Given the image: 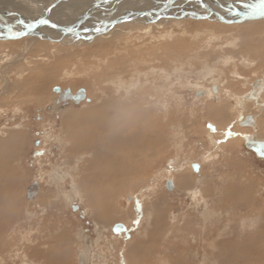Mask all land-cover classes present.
Returning <instances> with one entry per match:
<instances>
[{"label":"rangeland","instance_id":"374dc122","mask_svg":"<svg viewBox=\"0 0 264 264\" xmlns=\"http://www.w3.org/2000/svg\"><path fill=\"white\" fill-rule=\"evenodd\" d=\"M0 1L3 9L8 7L4 1L34 13L24 0ZM173 17L114 27L80 44L35 38L25 50L27 37L0 38V264H264V158L241 140L218 149L220 134L213 136L207 120L197 127L172 126L176 118L168 122V108L175 105L168 95V66L214 61L210 84L197 89L204 92L199 97L208 95L218 103L226 91L232 98L229 91L237 92L228 86L229 67L238 59L253 64L264 58V23ZM234 75L245 82L240 72ZM56 85L73 92L84 87L89 100L53 107ZM194 96L187 93L189 108ZM138 99L135 116L130 112L129 118L134 116L142 132L159 136L158 148L140 159L138 175L130 174L133 168H120L117 184L103 186L107 195L97 204L108 213L100 218L82 199L91 192L101 197L102 187L90 181L96 171L86 163L94 168L98 156L74 152L75 135L87 128L95 137L97 128L81 120L66 122L102 103L123 109ZM200 105L206 112L214 108L211 101ZM215 107L225 109L223 103ZM127 121L126 134L134 131ZM245 133L250 141L251 134ZM137 152L134 146L117 152L103 146L99 156L114 155L134 167ZM193 162L200 163V175ZM169 179L172 189L166 185ZM35 181L40 189L29 200L27 188Z\"/></svg>","mask_w":264,"mask_h":264},{"label":"bare ground","instance_id":"6f19581e","mask_svg":"<svg viewBox=\"0 0 264 264\" xmlns=\"http://www.w3.org/2000/svg\"><path fill=\"white\" fill-rule=\"evenodd\" d=\"M10 1H12V0H10ZM21 1H23V0H21ZM24 1L29 2L28 4L30 6H28V8H31L34 13H29L28 11H27L28 12L27 13L25 11H20L18 9L15 10L11 6L12 3L10 4L9 2H7V3L4 1L2 2L6 7L8 6L7 9H3V7L0 5V38H4L7 41L11 38H19V37L20 38H22V37L26 38L27 37L28 39H27L26 44H25L26 45L25 50H27V48L30 45V44L28 45V43L35 38H38V39L39 38L40 39H42V38H45V39L56 38L58 40L61 39L60 41L64 42V43L69 42V43L73 44V42H74V43L80 44V42L82 43V40H84V37L85 38L86 37L87 38H90V37H98L99 38L101 36H105V35L110 34L111 31H113L117 27L119 28L121 26H126V25L131 26L132 24L137 25L138 23L143 24L146 21L150 23V22H152V20L154 22V18H156V17L169 18L172 15L177 16V17H173L174 19H182L186 16H193L196 18L228 20L229 22H235L236 24L239 22L247 23V22H252L253 20H257V21H254L257 23H255V25H253V26H256V25L259 26V25H262V23H264V16H261L259 14H254L255 16H250V14H248V9H246L244 7L245 4H258L259 0H154V1L153 0H106V1H104V0H27V1L24 0ZM110 1H112L110 5L103 7L105 4L109 3ZM0 3H1V1H0ZM49 8H52L53 10L48 11ZM22 10H24V8ZM237 13H240V15H237ZM87 17H89L90 20L86 21ZM123 17H125L126 20L120 22V18H123ZM40 18H48V19H50V21L52 23H55L58 26L56 28H53L51 26V24H49V25H36L31 30L25 28L24 24L34 23L37 19H40ZM80 18L85 19V20L80 21L79 20ZM116 18H119V20ZM98 19H100V20H98ZM21 20L24 21V24L20 23ZM116 21H118V22H116ZM258 21H259V23H258ZM67 25L70 27H68ZM69 28H74L75 30L70 32V31H68ZM97 28L100 29L99 32L96 30ZM121 29L122 28H119L118 30H121ZM15 31H22V32L27 31L28 34L26 36H23V35L22 36H13L12 33ZM100 31H102V33H100ZM5 35H8V36H5ZM78 37H79V39H78ZM72 40H74V41H72ZM18 43H20V42H18ZM7 48H9V47H7ZM119 59H120V57H119ZM112 61H114V60H112ZM112 65H114V64H112ZM114 66H112V67H114ZM246 78H245V81L247 80L246 83L248 86L254 84L255 79L247 77V76H246ZM263 78H264V76H263ZM259 79H260V77H259ZM260 83L261 84L259 85V87H260L259 90L264 91L263 80ZM61 89L64 90L65 88L61 87ZM196 93L200 94V95L204 94V92H202V91H196ZM213 93H215V92H213ZM246 94H249V92L244 93V94H238V93H234L232 91H229V96L236 100V104H237V107L239 109L238 117H241L242 115H244V117L247 116V118L250 119V122L252 123V122H254L253 120H255V116H254V114L247 113V108H246V104H245V95ZM54 96H53V88H52V100L54 99ZM257 97H258V94H256L255 98H257ZM261 97H262V100L261 101L258 100L259 101L258 104H260V103H262V101H264V95L263 96L261 95ZM87 98L85 100H89ZM57 100H59V99H57ZM254 100H256V99H254ZM71 102L74 103V100L70 99V103ZM80 103H78V104H80ZM74 104H76V103H74ZM78 104H76V105H78ZM139 104H140V101L138 99V101L136 100L134 102L133 106L130 107V106L124 105L126 107H124L122 109L115 104H106L105 105L102 103V104H100V106L98 105V106H93V107H90L88 109H85V111H83L82 113H80L78 115V117H80L79 119L75 118L76 114L68 116L69 118L67 119L66 124H70L71 120L75 124H78L79 121L81 120L83 122L88 123L89 125L92 123L93 126H95L97 128V131H98L97 135H96L97 131L95 132V135H96L95 137H93L92 133L88 134L87 128L84 129L85 131L80 132L77 135H75V140L77 141V144H76L77 146H76V148H74V152H78L79 155L80 154L85 155L86 153L88 154L91 152V153L98 156L97 160L95 159V161H97V164L94 165V168H93V163L91 164L90 161L87 160L88 157H86V159H84V161L87 160L86 163H88L89 166H92V169H95V171H96L95 174L93 176H91L90 181L93 182V184L100 185V187H102V189L99 190V195L101 194V197H98V195H97L98 198H96L94 196V194H92V192H91V195L85 194V193L82 194V199L85 198L87 200V204L92 208L94 207L93 209L96 210V211L94 210L95 213H97V215L100 216V218L105 219V217L107 216L106 213H108V211L99 210L98 204H97L99 199H102V195H107L106 194L107 190H106V188L103 189V186H105V184H107V183L109 185L117 184L116 181H118V178L121 175H123L121 173L120 168H122V169L125 168V169H127V171L128 170L130 171V169L133 168V170L130 171V172H132L130 174L134 173L135 175H138L140 173V169H141V167L139 166V163H138L140 161V159L142 157L144 158L146 156L149 157L150 154H152L158 148V142L160 140L159 136L152 134L151 131H150L151 132L150 134L142 132L141 129L137 128V127H139V126H137L139 123L135 122V120L133 121V118L135 116V113H133V110ZM67 105L68 104H66V106ZM64 107H61V108H64ZM130 112H132L134 114V116L132 118H129ZM127 118L131 119L130 124H133V126H134V131H132L128 134H126V132H125L126 131L125 130L126 124H129V123H127L128 122ZM122 121L124 122L123 126H121ZM255 121H257V120H255ZM66 124L64 126H66ZM80 124H83V123H80ZM120 129H122L121 132H120ZM132 136H134L133 139L136 138L138 140V139L142 138V140L140 142L136 141L135 143L134 142L132 143L131 142L133 140V139L131 140ZM160 137H161V135H160ZM251 137H253V139H251V140H253L252 144H254L255 146H256V141H259L260 139L264 140V137H262L259 132L257 134L251 133ZM83 138L88 139L89 142H87V144H83L82 140H81ZM97 140H100V141L98 142ZM71 145H73V143ZM103 146L106 148H109L110 150H113L115 152H117V150L119 148H123L124 150H126L129 147L131 148V146L136 147L139 150V152H137L136 155H133V158L135 157L134 159H136V157L138 156V158L135 162V165L133 164V161H132V164L134 165V167H129L130 163H128L127 161L126 162L128 164L127 163L126 164L121 163V161L119 160L120 158H118L117 156H114V155H112L110 157L109 155H103L102 154L103 158L100 157L99 153L101 154ZM255 146H252V150L254 152H255V150H254ZM140 150L143 151V155H141ZM69 151H71V150L69 149ZM2 152L3 151H1V153ZM105 152H107V151L105 150ZM104 154H107V153H104ZM256 155H257V153H256ZM262 158H264V157H262ZM80 160H82V157ZM97 167L99 170L97 169ZM108 167H110V168L106 169ZM78 169H79V167H78ZM74 170H76V168ZM70 173H72V172H70ZM134 176H132L133 179H134ZM84 188L88 191L87 187H84ZM89 189L92 190V188H89ZM78 190H79V188H78ZM37 193L34 195V197H32L30 199L28 197L27 198L29 200H33L36 197ZM56 250H58V249H55L54 251H52V253L50 255L51 257L53 255L58 254L57 252H55Z\"/></svg>","mask_w":264,"mask_h":264},{"label":"crops","instance_id":"0c3cea01","mask_svg":"<svg viewBox=\"0 0 264 264\" xmlns=\"http://www.w3.org/2000/svg\"><path fill=\"white\" fill-rule=\"evenodd\" d=\"M250 58L253 59L256 58V56L252 55ZM256 60L257 61L253 64H247V61H242L241 59L234 61V65H230L229 67L230 81L228 86H230L232 90L237 93L244 94L246 92H249V95H245L246 108L248 112L254 114L255 120H257L258 122L253 120L254 122L251 123L250 119H248L247 116L244 117V115L238 117L239 110L237 108L236 101L233 98H227L226 91L220 94V96L218 97L219 100L217 101L218 103L212 101L214 100L213 97L210 98L208 95L199 97L200 94L195 93L197 89L208 86L210 84L209 82L212 78L211 70L213 68V65L215 64L214 61L205 62L199 59L185 60L184 62L169 61L170 64H172L171 62H173L175 68H171L170 66H168V95L174 96L175 105L170 109L168 108V122H172L173 119L176 118L175 124H172V126L176 125L183 127L191 125L193 127H197L202 125L201 122L203 120H207V126H213L209 127L213 136L217 131L218 132L216 134H220L219 137L221 144L216 146L218 149H221V145H232L235 144L238 140H241L244 141L246 146H248L252 150L253 140L251 139H253V137H250V141L248 138H243V136L247 134L245 132H248L249 134H257L259 132L264 136V104H258L259 101L262 100L261 95H264V91L258 93V97L255 98L257 91L260 89L259 85L261 84L260 82H262V78L264 75V71L261 72V70H263L264 68V58H260V61H258V59ZM226 70L227 67L225 66V71ZM234 70L240 72L243 76H251L253 79H255L254 84L248 86L246 83L247 80L244 83L242 78H239L236 75L233 76ZM255 70L257 72L256 74L254 73ZM223 74L225 75V72ZM184 87H187V90L181 91L180 88ZM189 92H192L195 95L194 97L196 98V101L194 102V106L192 108H189L191 106L186 105L188 99L187 93ZM253 95L255 97H253ZM210 101L214 105V108H210L209 111L206 112V110L202 108L200 104L202 102L208 103ZM221 103L225 105V109H223L222 111H217L215 106ZM187 110H190L189 114ZM229 128L231 129L232 135L230 137H226L225 133L229 130Z\"/></svg>","mask_w":264,"mask_h":264},{"label":"water","instance_id":"95a60500","mask_svg":"<svg viewBox=\"0 0 264 264\" xmlns=\"http://www.w3.org/2000/svg\"><path fill=\"white\" fill-rule=\"evenodd\" d=\"M104 1H106V0H104ZM250 16H255V15L254 14H250ZM116 19L119 20V18H116ZM125 20H126L125 17L120 18V22L121 21H125ZM116 22H118V21H116ZM100 33H102V31H100ZM5 36H8V35H5ZM212 91L215 92V93L218 91V87H217L216 84H213ZM53 96H54V99L52 101H54L55 107L56 108H61V107L66 106V104H69L70 103V99H73L74 103H76V104L80 103L81 101H84L87 98V90H86V88L81 87L76 92H73L70 87L65 88L64 90H62L60 85H56V86L53 87ZM57 99H59V100H57ZM254 150H255V152L257 153L258 156L264 157V140L260 139L259 141H256V146L254 147ZM197 164L199 165V171H197L193 167V165H197ZM192 168H193V170L196 173H198L200 175V163L199 162H193L192 163ZM170 180L172 181L171 184H169ZM166 185H167V188L172 189L174 187L173 179L167 180ZM39 189H40V184L38 183V181H35L33 184L28 186V188H27V197L29 199L34 197V195L39 191ZM119 226L124 227L123 224H117L115 226V228H117Z\"/></svg>","mask_w":264,"mask_h":264},{"label":"snow or ice","instance_id":"6c2138e0","mask_svg":"<svg viewBox=\"0 0 264 264\" xmlns=\"http://www.w3.org/2000/svg\"><path fill=\"white\" fill-rule=\"evenodd\" d=\"M244 7L246 9H248V14H259L261 16H264V0H259V3L258 4H245ZM53 9L52 8H49L48 11H52ZM237 15H240V13H237ZM21 24H24V21L21 20L20 21ZM51 24V26L53 28H56L58 25L55 24V23H52L50 21V19L48 18H40V19H37L34 23H28V24H24L25 28L26 29H29L31 30L32 28H34L36 25H49ZM75 29L74 28H69L68 31H74ZM97 31H99L100 29L97 28L96 29ZM28 33L27 31H15L12 33L13 36H26ZM209 127H213L211 125H209ZM214 130V128H213ZM232 135V132H231V129L229 128V130L225 133V136L226 137H230ZM219 142V141H218ZM193 167L199 171V165H193ZM172 181L170 180L169 181V184H171ZM135 223H139V221H135Z\"/></svg>","mask_w":264,"mask_h":264},{"label":"flooded vegetation","instance_id":"af4514ba","mask_svg":"<svg viewBox=\"0 0 264 264\" xmlns=\"http://www.w3.org/2000/svg\"><path fill=\"white\" fill-rule=\"evenodd\" d=\"M50 105H52L53 107H55V103H54V101H52V103H50ZM39 142V140H37V142L36 143H38ZM253 146H255L254 144H252Z\"/></svg>","mask_w":264,"mask_h":264}]
</instances>
